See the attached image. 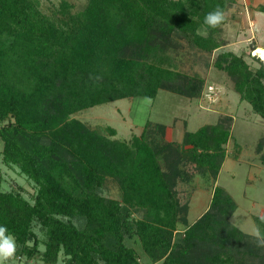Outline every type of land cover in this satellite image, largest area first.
<instances>
[{"label":"trees","instance_id":"16d2710c","mask_svg":"<svg viewBox=\"0 0 264 264\" xmlns=\"http://www.w3.org/2000/svg\"><path fill=\"white\" fill-rule=\"evenodd\" d=\"M232 1L88 0L74 11L61 0L48 14L39 0H0L2 162L35 188L31 197L23 186L0 190V226L14 236L16 255L42 264H143L141 253L158 264H264V247L231 221L238 203L216 184L231 117L186 129L179 142L167 139L165 123L148 120L126 139L77 115L118 99H155L161 89L198 98L205 78L179 70L176 57L223 46ZM217 5L225 19L208 28L204 16ZM256 59L225 50L214 65L264 119ZM257 151L264 163V140ZM196 175L211 177L214 189L191 220L178 184ZM110 181L116 197L104 193Z\"/></svg>","mask_w":264,"mask_h":264},{"label":"rangeland","instance_id":"374dc122","mask_svg":"<svg viewBox=\"0 0 264 264\" xmlns=\"http://www.w3.org/2000/svg\"><path fill=\"white\" fill-rule=\"evenodd\" d=\"M40 9L50 13L61 0H39ZM73 10H82L88 0H68ZM264 0H233L226 13L227 22L222 36L225 44L211 55L182 49L176 56L178 69L183 72H198L205 78V85L198 98L161 89L155 99L145 97L123 98L85 109L77 114L93 125H111L118 131L117 137L129 138L140 133L146 121L168 125V140L182 141L186 129L196 130L206 123H216L221 118H232V137L226 144L227 159L220 171L216 184L225 187L235 198L238 208L231 221L242 230L252 233L256 228L262 232L260 217L264 216V163L260 161L257 146L264 140V119L252 110L251 105L240 99L229 76L214 65L217 54L232 50L244 53L248 62L258 66L256 58L264 63V54L256 48L264 47V12L257 9ZM256 47V48H255ZM264 49V48H263ZM262 54V55H261ZM210 86L213 88L210 89ZM3 140L0 137V190L23 186L26 196L34 194V185L18 168L2 162ZM211 177L196 175L192 182L180 181L178 190L183 201L190 202L189 216L194 220L208 208L213 193ZM105 194L116 197L118 187L108 182ZM40 233L39 226L35 227ZM41 234V233H40ZM16 241V240H15ZM11 264H42L37 258L18 260ZM63 264V262H61Z\"/></svg>","mask_w":264,"mask_h":264},{"label":"clouds","instance_id":"9594fccd","mask_svg":"<svg viewBox=\"0 0 264 264\" xmlns=\"http://www.w3.org/2000/svg\"><path fill=\"white\" fill-rule=\"evenodd\" d=\"M225 19L223 9L217 5L212 11H209L204 16V25L208 28L215 29L219 27ZM197 35H206L201 30L197 29ZM260 221L264 223V216H261ZM251 235L253 236L257 247H264V233L259 228H256ZM16 252V241L12 234L8 233L6 226H0V264H7L14 257Z\"/></svg>","mask_w":264,"mask_h":264},{"label":"crops","instance_id":"0c3cea01","mask_svg":"<svg viewBox=\"0 0 264 264\" xmlns=\"http://www.w3.org/2000/svg\"><path fill=\"white\" fill-rule=\"evenodd\" d=\"M264 48V47H263ZM18 260H23L25 257L17 255ZM12 260V259H11ZM11 260L7 262V264H11ZM140 260L143 264H158V262H152L145 254L141 253ZM32 261V260H29Z\"/></svg>","mask_w":264,"mask_h":264},{"label":"bare ground","instance_id":"6f19581e","mask_svg":"<svg viewBox=\"0 0 264 264\" xmlns=\"http://www.w3.org/2000/svg\"><path fill=\"white\" fill-rule=\"evenodd\" d=\"M256 52L264 54V49L263 48H260V47L259 48H256Z\"/></svg>","mask_w":264,"mask_h":264},{"label":"built area","instance_id":"2783aa9c","mask_svg":"<svg viewBox=\"0 0 264 264\" xmlns=\"http://www.w3.org/2000/svg\"><path fill=\"white\" fill-rule=\"evenodd\" d=\"M213 87L212 86H210V89H212Z\"/></svg>","mask_w":264,"mask_h":264}]
</instances>
